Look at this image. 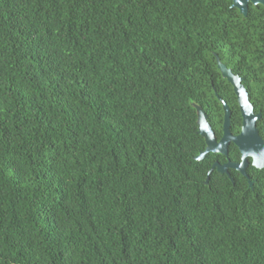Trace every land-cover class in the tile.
I'll return each mask as SVG.
<instances>
[{
	"label": "trees",
	"instance_id": "16d2710c",
	"mask_svg": "<svg viewBox=\"0 0 264 264\" xmlns=\"http://www.w3.org/2000/svg\"><path fill=\"white\" fill-rule=\"evenodd\" d=\"M232 4L0 0V264H264L263 180L197 159L198 109L240 115L217 60L264 109V7Z\"/></svg>",
	"mask_w": 264,
	"mask_h": 264
},
{
	"label": "water",
	"instance_id": "95a60500",
	"mask_svg": "<svg viewBox=\"0 0 264 264\" xmlns=\"http://www.w3.org/2000/svg\"><path fill=\"white\" fill-rule=\"evenodd\" d=\"M263 6L264 0H233L232 8L239 10L240 14L247 16L249 6ZM218 69L221 71L223 77L233 86L234 91L238 98V103L243 115V129L241 135L238 137H232L225 133L223 139L217 143L214 134L205 119V115L201 109H198V128L199 134L205 139L207 143L206 151L200 154L197 159L202 160L208 152H214L225 149L230 141H233L243 153L245 157H252L253 164L257 168L264 167V142L258 135L256 122L261 118V115H255L253 107L249 101L247 91L241 83V79L234 75L226 65L217 60ZM223 107L225 110V130L228 129L230 123V110L227 104L223 101Z\"/></svg>",
	"mask_w": 264,
	"mask_h": 264
},
{
	"label": "flooded vegetation",
	"instance_id": "af4514ba",
	"mask_svg": "<svg viewBox=\"0 0 264 264\" xmlns=\"http://www.w3.org/2000/svg\"><path fill=\"white\" fill-rule=\"evenodd\" d=\"M232 73H233V71H232ZM234 75H236V74H234ZM236 76H238L241 79V83L243 85V78H241L239 75H236ZM222 77H223V75H222ZM243 87L247 91L249 101H250L248 89L244 85H243ZM233 92L235 93L234 88H233ZM216 95H217V93H216ZM235 95H236V93H235ZM236 97H237V95H236ZM218 99L221 102L222 111H223V117L221 119V125L219 128L214 126L213 117L209 116L205 111H203L201 109L205 115V119H206L207 123L209 124V126H210V128L214 134V137H215V140L217 143H219L223 139L226 132H227V135H229V136L238 137L239 135H241L242 129H243V115L241 113V109H240V106L238 103V98H237V103H238L240 115L239 116L236 115L235 118H233L232 111L229 108L227 102L225 100L219 98V97H218ZM223 101L227 104V106L230 110V123H229V127L227 130H225V125H224V123H225V110H224L223 103H222ZM250 103H251V101H250ZM251 105L253 107L254 114L255 115H261V118L256 122V127H257V131H258V135L261 137L262 141L264 142V109L259 110V105H258L257 106L258 112H257L255 110V106L252 103H251ZM233 121H234V123H233ZM236 122L239 123V126H236ZM205 144H206V147H205L204 151H202L200 154H202L206 151V148H207L206 141H205ZM203 160H207V161H209V163L211 162V167H210V170L208 173L207 180H209L211 174L214 173V175L216 177L217 176L227 177L231 181L233 186H235L238 182L241 181V183H240L241 185L246 184L252 190L255 187H258L262 183L260 181V179L263 180V183H264V167L263 168H257L253 164L254 160L252 157L248 156V157L244 158L243 153L241 152V150L238 148V146L233 141H230L227 144L225 149L220 148V150H218V151L208 152L205 155V157L202 159V161Z\"/></svg>",
	"mask_w": 264,
	"mask_h": 264
}]
</instances>
